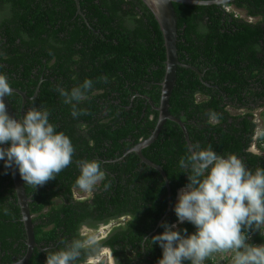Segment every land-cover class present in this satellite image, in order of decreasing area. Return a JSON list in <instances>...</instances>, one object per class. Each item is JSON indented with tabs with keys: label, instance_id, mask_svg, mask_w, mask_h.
Returning <instances> with one entry per match:
<instances>
[{
	"label": "trees",
	"instance_id": "16d2710c",
	"mask_svg": "<svg viewBox=\"0 0 264 264\" xmlns=\"http://www.w3.org/2000/svg\"><path fill=\"white\" fill-rule=\"evenodd\" d=\"M79 1L84 16L77 14L74 0H0V9H7V15L0 19V30L13 46L6 58L0 53V74L7 76L12 88L27 92L28 97L40 86L38 96L29 99L25 108L48 110L49 123L68 136L75 148L71 165L56 179L36 189L24 182L40 246L35 249L32 264H46L47 252L61 250L65 243L80 238L75 231L77 224L100 212L104 214L99 219L131 218L119 236L108 241L112 248L120 238L130 245H141L147 238L144 261L158 264L163 250L152 244L151 238L164 232L163 223H179L174 208L190 174L179 162L189 155L190 148L182 128L167 121L158 139L142 151L163 168L170 181L172 208L161 224L168 209L165 181L136 153H127L149 138L158 122L159 112L152 104H160L166 72L163 34L141 0ZM174 8L179 60L204 76L200 79L194 70L178 67L169 112L185 124L192 145L200 149L211 146L225 158L236 155L253 173L264 168V154L250 150L257 132L255 111L264 109V0H234L209 6L175 3ZM227 8L241 11L246 18ZM249 18L254 21L249 22ZM59 46L65 50L62 59L57 53ZM90 50L91 57H96L94 65L86 66L89 70L74 73L65 69L72 68L74 62L85 65L86 57L76 61L72 56H86ZM52 58L56 60L51 66ZM121 61H127L128 66ZM123 67L124 75L120 74ZM85 79L93 81L88 98L73 103L86 114L74 118L72 105L64 103L57 89L70 92ZM97 90L101 94L94 96ZM9 100L19 113L22 97L14 93ZM228 108L242 113H232ZM261 118L264 121V111ZM258 148L264 152V136L258 140ZM95 157L111 175L96 194L92 209L87 201L71 202V192L80 175L78 161ZM10 176L4 161H0V264L23 258L27 250L15 187L4 184ZM55 198L61 201L55 202ZM104 199L110 200L108 205ZM184 229L187 235L196 231L189 222L178 224L176 230L185 235ZM248 234V243L264 244L263 226ZM213 261L211 254L206 264ZM128 263L132 264L130 258Z\"/></svg>",
	"mask_w": 264,
	"mask_h": 264
},
{
	"label": "clouds",
	"instance_id": "9594fccd",
	"mask_svg": "<svg viewBox=\"0 0 264 264\" xmlns=\"http://www.w3.org/2000/svg\"><path fill=\"white\" fill-rule=\"evenodd\" d=\"M92 87L93 81L85 79L70 92L57 89L64 103L72 105L74 118L86 113L73 102L87 99ZM13 94L7 76L0 74V146L8 145L0 147V161L6 169L15 165L25 184L36 189L71 165L75 148L68 136L49 123L46 109L33 107L19 120L9 116L4 98ZM78 165L76 186L93 192L106 178L101 162L82 160ZM179 165L190 174L174 211L179 223L189 222L196 231L187 235L184 229L182 235L173 230L177 225L163 223L164 232L151 238L163 250L158 264H204L211 254L229 251L234 253L232 264H264V244L248 243L249 231H259L264 225V168L253 173L236 155L225 158L211 146L200 149L199 145L191 146ZM98 247L95 235L82 232L81 238L65 243L63 249L47 252L46 264H76L85 253L91 260Z\"/></svg>",
	"mask_w": 264,
	"mask_h": 264
},
{
	"label": "water",
	"instance_id": "95a60500",
	"mask_svg": "<svg viewBox=\"0 0 264 264\" xmlns=\"http://www.w3.org/2000/svg\"><path fill=\"white\" fill-rule=\"evenodd\" d=\"M74 1L77 5L78 12L82 13L80 1L79 0H74ZM141 1H143V3L153 13V15L155 16L160 26V30L163 34V38L165 42L164 45L166 48V72H165L164 80L161 83V99H160L159 106L158 107L154 106L152 102L150 101L151 104L153 105V108L159 112L157 125L152 135L149 138L145 140H141L131 150H129L127 154L136 153L138 157L140 158V160L142 161V163L159 171L165 181L166 187L168 189V209H167L165 216L159 223L161 224L162 221L166 218V216L170 213L171 208H172V193H171V188H170V181L167 177L166 172L163 170V168L153 163L149 159H147L143 155L142 151L145 148L152 145L158 139L167 121H173L177 123L184 132L189 148L193 146L185 124L180 119L173 116L169 112L170 99H171V96H172V93H173V90L176 84L178 67H184L187 69L194 70L195 72L198 73L200 79H202L204 76V74L200 73L195 67L183 64L179 60L178 48H177L178 22H177V14L174 8V4L180 3V4L190 5V6L226 5L227 3L232 2L234 0H167L166 4L164 3V0H141ZM13 91L14 93L19 94L23 98V108H24V105L26 103L28 96L26 95L25 92L19 89L13 88ZM38 91L39 90H37V92ZM37 92L35 94V97L37 96ZM4 100H5V104L7 107L8 115L11 116L12 118L18 119V117L16 116L10 104L9 98L5 97ZM127 154L125 156H127ZM11 172L13 174V179L15 183V191L17 193L18 204L21 208L22 221L24 223V228H25V232L27 236V247H28L25 257L15 264H26L32 257L34 250L37 247V243L35 239V232H34V224H33L32 215H31L30 207H29L31 198H29L26 194V190L24 187V181L22 180L19 174L18 168L15 165H13V167L11 168Z\"/></svg>",
	"mask_w": 264,
	"mask_h": 264
},
{
	"label": "flooded vegetation",
	"instance_id": "af4514ba",
	"mask_svg": "<svg viewBox=\"0 0 264 264\" xmlns=\"http://www.w3.org/2000/svg\"><path fill=\"white\" fill-rule=\"evenodd\" d=\"M76 7H77V5H76ZM81 12L82 13L78 12V9H77V14L84 16V13H83L82 9H81ZM6 15H7V9H6V7L3 8V9H0V19H2L3 17H5ZM240 17H242V16H240ZM242 18H246V17L244 16ZM253 21H254L253 18L252 19L249 18V22H253ZM95 32L96 33H99V31H97V30H95ZM20 41L21 40L18 39L17 40V43H20ZM90 47L93 48V43L90 45ZM8 49H10V52H7ZM12 49H13V46L11 45V43H9L8 38L6 37V35L4 33V30H2V31L0 30V53H1V55H4V58H6L7 57V53H12L11 52ZM58 51H59V55H61V59H62L63 56H65L64 47L63 46H59L58 47V50H57V53H58ZM43 53H44V51H43ZM91 53H92V50L88 51V55H86V56L81 55L79 53L75 54L72 57L75 58L76 61H80L82 58H85L86 57V61L84 63L85 65H80L79 62H78V64L74 62L72 68L66 67L65 69L66 70H69L71 72H74V73H76L77 71H80V69H83L84 71L89 70V68H87L86 66H89L91 64L94 65L95 64V59L94 58L96 57V56H92L91 57ZM52 60L53 61L51 62V66H52V64H54L56 58H52ZM127 61H128V59H127ZM127 61H121L120 63L124 67H127L128 66V62ZM46 62L47 61H45V63ZM47 72H50V71L47 70ZM120 74H122V75L125 74V68H124V70L123 69L120 70ZM50 80H54V78H50ZM63 89H65V88H63ZM37 90L40 91V86L37 87V89H36V91H35V93H34V95L32 97H28L27 98L26 103L24 105V108H23V98H22V105H21V109H20L19 113H16L14 111L15 114H16V116L18 117V119H22L23 115L29 109H31V107H29V108H25V107L27 106V102H28L29 99H31V100H34L35 99V94H36ZM39 91L37 92V96L39 94ZM25 93L27 95V92H25ZM100 94L101 93L98 92V90L93 93L94 96L95 95H100ZM137 96H138V94H137ZM133 99H134V97H132V100ZM10 104H11V102H10ZM83 126H84V124H83ZM82 131L84 133L88 134L87 131H85V130H82ZM250 150L252 151V149H250ZM92 160H98V159H96V157H95ZM101 167H102V170L106 173V177H107V175L109 176L110 170L108 168H105V165H103V164L101 165ZM9 172L11 173L10 179H9V181L4 182V184L6 186H8V185H10L12 183L14 185V187H15V183H14V179H13V174L11 172V168L9 169ZM110 175H111V173H110ZM104 181H102L101 183H99L96 186L95 190L93 192H91L89 195H87V197L86 196L84 197V196L77 195L76 193L79 192L80 189L77 188V187H73L72 188V192H71V202H74L75 203V202H80V201H87L89 203L90 207L92 209H95V207L92 206V204L96 200V194L99 191H101L100 188H101V186H102V184H103ZM177 197H178V195H177ZM104 200L105 201H103V202H105L108 205L109 203H107V202H110V200H107V199H104ZM54 201L55 202H60L61 199H56L55 198ZM177 202H178V198H177ZM102 214H104V213H102V212L96 213L92 218L84 220L82 223L77 224V226L75 227L76 228L75 231H77V233L80 236V238H81L82 232L84 234H93V235H95V237H97L96 239H97L98 246H99L98 249H97V251L93 254V257H94L93 259L89 260L88 259V255L89 254L88 253H85V254H83L81 256V258L78 261H76V264H103L104 261L102 259H100L102 256H105L106 257V260L105 261L108 264H129L128 263L129 258L131 259L132 264H140V263L146 264V262L144 261V258H145V256H144V254H145V251L144 250L145 249L144 248H146V246H147L145 244L146 239L141 243V245H139V243H137V242L135 244H131L130 245V244H128V241H125L124 239L120 238L119 239L120 241L113 246L114 248H112L111 245H109V243H108V241L113 236L114 237L116 235L119 236L118 233L120 232V230L123 227H126L127 223L129 222V220L131 218L129 216H127V215H124V216H120V217H117V218H100L99 219V216H101ZM32 220H33V216H32ZM112 224H114V225L111 227ZM46 229H49V227L48 228H45V230ZM101 230L102 231H107V232L104 233V234H102L101 236H99V235L96 236V234H99V232ZM155 232H153V233H155ZM26 246H27V239H26ZM38 247L40 248V246L37 244V247L36 248H38ZM14 248H17V246H14ZM27 250H28V247H27ZM27 250L25 252V255L27 253ZM34 252H35V250H34ZM25 255L23 256V258L25 257ZM33 257H34V253H33L32 257L30 258V260L26 264H32ZM13 258H17V257L14 255ZM23 258L18 259V260L15 259V261L13 263H11V264L18 263Z\"/></svg>",
	"mask_w": 264,
	"mask_h": 264
},
{
	"label": "rangeland",
	"instance_id": "374dc122",
	"mask_svg": "<svg viewBox=\"0 0 264 264\" xmlns=\"http://www.w3.org/2000/svg\"><path fill=\"white\" fill-rule=\"evenodd\" d=\"M234 8H229L228 10L230 11H233ZM236 14L237 15H240L242 17H244V13H242L241 11H238L236 9H234ZM229 111H231L232 113H236V114H240L242 113V111H236L234 109H231V108H228ZM264 111L263 108H260V109H257L255 111V123L257 124V132H256V135H255V142L253 143V145L251 146V149L254 153H260V154H264V152H262L261 150H259L258 148V140L264 136V131H263V128H264V121L263 119L261 118V115H262V112ZM180 192V191H179ZM77 195H80V196H86L89 195L90 193L89 192H85V191H82L80 190L79 192L76 193ZM179 195V194H178ZM178 224L180 223H177L175 225H177V227L174 229H178ZM114 224L111 225V227L113 226ZM264 227V225H262ZM107 231H100L99 234H96L101 236L102 234L106 233ZM97 238V237H96ZM252 240V238H251ZM233 255L234 253L229 251V252H215L213 253V264H232V261H233ZM100 259H102L104 261L103 264H108L105 260H106V257L105 256H102ZM204 264H206V260L204 261Z\"/></svg>",
	"mask_w": 264,
	"mask_h": 264
}]
</instances>
